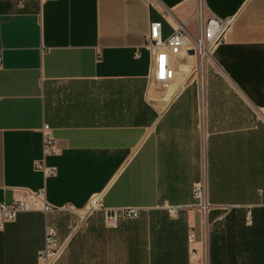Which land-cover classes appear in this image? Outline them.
Listing matches in <instances>:
<instances>
[{
	"label": "crops",
	"instance_id": "obj_1",
	"mask_svg": "<svg viewBox=\"0 0 264 264\" xmlns=\"http://www.w3.org/2000/svg\"><path fill=\"white\" fill-rule=\"evenodd\" d=\"M212 13L233 18L214 64L195 72L186 45L160 79L149 24L195 34ZM201 178L210 264H264V0H0V202L43 191L0 227V264H38L46 225L55 264H201ZM128 207L105 226L101 209Z\"/></svg>",
	"mask_w": 264,
	"mask_h": 264
},
{
	"label": "built area",
	"instance_id": "obj_2",
	"mask_svg": "<svg viewBox=\"0 0 264 264\" xmlns=\"http://www.w3.org/2000/svg\"><path fill=\"white\" fill-rule=\"evenodd\" d=\"M25 0H16L18 6H22ZM41 3L44 0H36ZM148 1V0H146ZM232 16L220 17L215 14H209L199 19L196 34H192L186 22L179 23L173 28L168 35L162 34L161 21H153L149 24V29L145 38V46L151 52L155 61V66L158 65V76L162 80L171 77L172 70L168 65L169 55L180 51L184 46L192 44L196 51L198 64L194 68L198 71L199 66L203 65L208 60V53L213 56L216 48L223 44L226 40V34L232 24ZM162 66V71H161ZM43 155L48 156L56 152V142L48 124L43 126ZM36 169L43 172L44 175L50 176L55 174L54 166H46L39 161L34 163ZM193 204L202 215L203 232L200 239L201 246V264H210V245L208 240V229L205 227L206 214L211 209V203L207 197V185L204 178L195 181L191 188ZM43 199V191H31L25 199H13L10 203L0 202V227L4 223L15 219L17 213L22 210H29L39 204ZM168 215L173 216L176 212L183 208L181 205H163ZM96 204H91V209H98ZM45 211L51 210V206L47 203L43 204ZM101 209V208H100ZM103 210V221L107 227H115L121 218H135L139 211L136 208L128 207L119 210ZM188 243L192 244L196 241L195 233L192 229L188 230ZM63 250V244L58 241L56 230L54 227L46 225L44 228L43 245L37 251L38 264H55ZM191 255H196L197 250L193 248L190 251Z\"/></svg>",
	"mask_w": 264,
	"mask_h": 264
},
{
	"label": "rangeland",
	"instance_id": "obj_3",
	"mask_svg": "<svg viewBox=\"0 0 264 264\" xmlns=\"http://www.w3.org/2000/svg\"><path fill=\"white\" fill-rule=\"evenodd\" d=\"M196 32H195V34H196ZM188 47L194 49L192 44H189ZM197 61H198V58L196 60L195 65L197 64ZM206 63L209 64V65H213L214 64V55L212 56V60H207Z\"/></svg>",
	"mask_w": 264,
	"mask_h": 264
},
{
	"label": "bare ground",
	"instance_id": "obj_4",
	"mask_svg": "<svg viewBox=\"0 0 264 264\" xmlns=\"http://www.w3.org/2000/svg\"><path fill=\"white\" fill-rule=\"evenodd\" d=\"M208 60H212V56H210V53H208Z\"/></svg>",
	"mask_w": 264,
	"mask_h": 264
},
{
	"label": "trees",
	"instance_id": "obj_5",
	"mask_svg": "<svg viewBox=\"0 0 264 264\" xmlns=\"http://www.w3.org/2000/svg\"><path fill=\"white\" fill-rule=\"evenodd\" d=\"M162 23V22H161ZM210 257H211V246H210Z\"/></svg>",
	"mask_w": 264,
	"mask_h": 264
}]
</instances>
